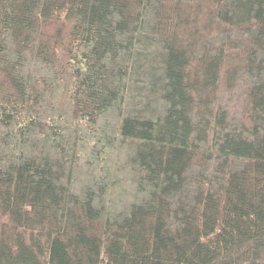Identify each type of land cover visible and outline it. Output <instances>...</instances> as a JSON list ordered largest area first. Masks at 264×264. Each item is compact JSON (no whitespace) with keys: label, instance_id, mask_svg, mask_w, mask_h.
Segmentation results:
<instances>
[{"label":"trees","instance_id":"16d2710c","mask_svg":"<svg viewBox=\"0 0 264 264\" xmlns=\"http://www.w3.org/2000/svg\"><path fill=\"white\" fill-rule=\"evenodd\" d=\"M0 264H264V0H0Z\"/></svg>","mask_w":264,"mask_h":264}]
</instances>
